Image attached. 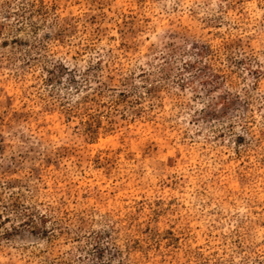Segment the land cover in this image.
<instances>
[{
  "label": "rangeland",
  "instance_id": "1",
  "mask_svg": "<svg viewBox=\"0 0 264 264\" xmlns=\"http://www.w3.org/2000/svg\"><path fill=\"white\" fill-rule=\"evenodd\" d=\"M0 264H264V0H0Z\"/></svg>",
  "mask_w": 264,
  "mask_h": 264
}]
</instances>
